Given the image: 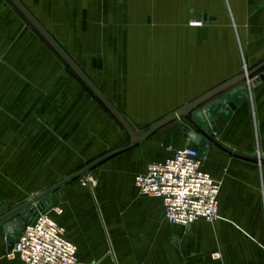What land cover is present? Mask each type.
<instances>
[{
	"label": "crops",
	"instance_id": "1",
	"mask_svg": "<svg viewBox=\"0 0 264 264\" xmlns=\"http://www.w3.org/2000/svg\"><path fill=\"white\" fill-rule=\"evenodd\" d=\"M22 1L81 67L92 56L97 68L87 74L139 136L264 61V0ZM260 74L264 67L246 81L230 119L217 120L213 134L222 146L212 143L203 157L204 169L221 184L214 220L199 218L188 231L165 217L161 198L135 184L148 163L198 147L183 136L182 119L179 130L171 122L94 166L91 184L81 176L45 197V212L78 247V264H264V78L252 83ZM126 113L139 128L150 127L138 133ZM116 144L101 136L50 138L49 154L34 161L26 183L4 185L3 171L0 216ZM6 244L0 226V264H24L7 254Z\"/></svg>",
	"mask_w": 264,
	"mask_h": 264
},
{
	"label": "rangeland",
	"instance_id": "2",
	"mask_svg": "<svg viewBox=\"0 0 264 264\" xmlns=\"http://www.w3.org/2000/svg\"><path fill=\"white\" fill-rule=\"evenodd\" d=\"M82 67L94 76L92 56ZM65 94L71 99H65ZM156 115L162 114L151 116ZM132 123L141 134L150 127ZM173 124L179 130L177 121ZM74 135L101 136L109 143L116 140V147L131 140L117 118L15 5L0 0V189L13 179L26 183L31 178V165L49 154L46 144L50 138ZM3 171L6 184L1 180ZM33 197L34 192H28L26 199Z\"/></svg>",
	"mask_w": 264,
	"mask_h": 264
},
{
	"label": "built area",
	"instance_id": "3",
	"mask_svg": "<svg viewBox=\"0 0 264 264\" xmlns=\"http://www.w3.org/2000/svg\"><path fill=\"white\" fill-rule=\"evenodd\" d=\"M191 23L200 26L204 21ZM92 182L86 176L84 183ZM135 184L142 193L161 198L165 217L172 223L188 226L199 218L212 221L219 215L221 184L204 169L196 146L180 147L166 159L148 163L145 171L136 174ZM77 251L63 226L43 208L37 209L7 254L18 255L24 264H78Z\"/></svg>",
	"mask_w": 264,
	"mask_h": 264
},
{
	"label": "water",
	"instance_id": "4",
	"mask_svg": "<svg viewBox=\"0 0 264 264\" xmlns=\"http://www.w3.org/2000/svg\"><path fill=\"white\" fill-rule=\"evenodd\" d=\"M16 8L27 18V20L36 28V30L43 36L49 45L62 57V59L71 67L80 79L90 88L93 94L109 109V111L117 118L125 130L131 137L129 144L111 150L99 158L87 164L80 171L64 178L58 183L54 184L47 190L36 194L33 198L24 202L23 204L7 211L0 216V226L2 232L6 235L7 252L11 251L15 243L19 240L22 231L25 229L27 223L33 218L37 209H43L49 203V199L45 198L50 193L58 191V189L65 183L81 176H88L89 170L109 157L129 149L138 143L149 138L153 133L158 131L163 126L174 122L176 120H184L181 123L183 136L189 142L196 144L199 148V154L205 157L208 153L211 144L214 143L222 146L216 139L213 132L217 129V120L222 117L229 120L233 114L234 109L241 99L246 94V81L248 78L259 72L264 67V61L251 68L239 77L227 82L218 87L209 94L199 98L189 106L179 110L154 124L143 136H139L132 124L127 120L124 114L113 104L103 90L93 81L87 72L76 62V60L69 54V52L62 46V44L55 38V36L47 29V27L39 20V18L24 4L22 0H9ZM264 78V74H260L252 83ZM243 157V156H242ZM245 158L257 160L244 156ZM37 206L35 207V204ZM191 225L187 226L190 231Z\"/></svg>",
	"mask_w": 264,
	"mask_h": 264
},
{
	"label": "trees",
	"instance_id": "5",
	"mask_svg": "<svg viewBox=\"0 0 264 264\" xmlns=\"http://www.w3.org/2000/svg\"><path fill=\"white\" fill-rule=\"evenodd\" d=\"M95 96V95H94ZM96 97V96H95Z\"/></svg>",
	"mask_w": 264,
	"mask_h": 264
}]
</instances>
